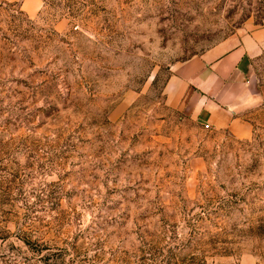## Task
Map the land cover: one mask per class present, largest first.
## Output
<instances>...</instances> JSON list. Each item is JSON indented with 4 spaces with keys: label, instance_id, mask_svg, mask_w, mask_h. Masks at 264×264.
Here are the masks:
<instances>
[{
    "label": "rangeland",
    "instance_id": "obj_1",
    "mask_svg": "<svg viewBox=\"0 0 264 264\" xmlns=\"http://www.w3.org/2000/svg\"><path fill=\"white\" fill-rule=\"evenodd\" d=\"M263 21L264 0L0 9V264H264V105L240 138L165 92Z\"/></svg>",
    "mask_w": 264,
    "mask_h": 264
},
{
    "label": "crops",
    "instance_id": "obj_2",
    "mask_svg": "<svg viewBox=\"0 0 264 264\" xmlns=\"http://www.w3.org/2000/svg\"><path fill=\"white\" fill-rule=\"evenodd\" d=\"M44 3L45 0H0V9L13 8L34 18ZM262 59L264 21L259 25L246 23L202 54L176 63L166 84L167 99L203 119L208 127L228 129L246 138L251 134V125L239 112L252 103L264 105Z\"/></svg>",
    "mask_w": 264,
    "mask_h": 264
}]
</instances>
